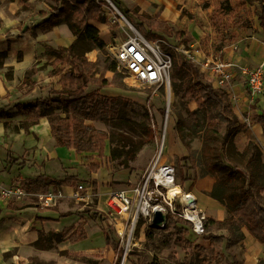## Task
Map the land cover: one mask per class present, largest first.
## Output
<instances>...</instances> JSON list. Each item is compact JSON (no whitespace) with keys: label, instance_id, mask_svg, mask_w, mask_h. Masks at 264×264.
<instances>
[{"label":"trees","instance_id":"obj_1","mask_svg":"<svg viewBox=\"0 0 264 264\" xmlns=\"http://www.w3.org/2000/svg\"><path fill=\"white\" fill-rule=\"evenodd\" d=\"M28 0H20L26 2ZM120 10L116 0H109ZM243 4H263L264 0H242ZM54 5L45 20L37 28L53 26L64 23L71 35L75 38L68 48H46L52 71L48 76H59L60 90H51L44 98L36 101L34 106L22 108V120L13 124L9 116L0 115L6 131L18 133L21 130L28 132L41 118H46L50 127V137L56 148L73 150L77 155L93 154L100 161L89 165L91 173L97 172L108 163L113 173L128 171V181L139 182L143 172L134 167L138 154L146 144L154 139L153 130L149 124L151 120L148 109L139 108L140 121L134 122L131 116L136 112V104L121 96H104L100 90L107 87L123 89L120 76H114L111 81L104 79L102 74L97 75L95 63L87 60L85 55L93 49L103 50L104 42L99 37L98 30L88 24L89 20L104 23L103 7H109L106 0H53ZM160 8V12L162 11ZM139 8L133 6L123 12V15L132 23L139 33L147 40L173 39L177 42H188L191 35L188 32L177 30L167 22L159 20V14L150 16L138 13ZM46 12L39 11L40 17ZM264 18V11H262ZM261 24V22H260ZM264 25L261 24V27ZM165 51L172 59V75L179 81V86H173L176 97L184 103L182 106L187 117L193 120V134L200 135V150L197 164L192 165L190 156L179 159V183L187 189L197 177L209 175L215 182L208 194L211 198L223 205L227 218L216 221L211 217L204 219V234L202 240L209 242L210 258L204 259L206 264H217L224 257L223 245L238 243L243 240L241 228H245L249 235L264 246V160L259 146L250 139L244 149L239 152L235 146L234 138L242 131L243 125L238 123L232 111L227 94L221 89H214L209 83L203 81V74L199 68L189 62L182 53L173 54L166 46ZM6 53H0V69L6 59ZM116 63L109 68L114 72ZM40 68L32 65L26 71L20 89L34 86L33 76ZM6 80H11V68L5 70ZM91 87V90H89ZM189 101H186L185 98ZM186 101V102H185ZM194 101L197 108L190 111L187 104ZM164 112V109H161ZM200 117V118H198ZM253 124H259L264 132V109L260 115L252 118ZM86 122H99L106 127V131L86 125ZM152 122V120L150 121ZM174 125V135L180 141L179 126ZM108 146L109 156H105ZM189 149L185 145V149ZM231 157L239 162L236 164ZM19 158H13L11 165H15ZM23 163H19L21 166ZM197 170V173H196ZM196 174V175H195ZM76 176L58 175L49 178L39 175L34 180L25 179L22 187L28 193H41L49 186H74ZM24 201L8 202L7 210H21L29 207ZM41 208L40 211H43ZM64 214L63 217H67ZM102 215L100 214V218ZM168 228L177 223L188 225L182 219L173 221L170 217ZM103 219V218H102ZM172 226V227H171ZM69 241H76L85 237L81 231L62 232ZM44 233L38 232V240L34 246L46 249L47 244L42 243ZM121 256V251L117 250ZM139 264L138 262H131ZM28 264H41L29 260Z\"/></svg>","mask_w":264,"mask_h":264},{"label":"crops","instance_id":"obj_2","mask_svg":"<svg viewBox=\"0 0 264 264\" xmlns=\"http://www.w3.org/2000/svg\"><path fill=\"white\" fill-rule=\"evenodd\" d=\"M6 1L7 0H0V53H6L7 56L3 63L2 69H0V115L2 114L9 116V120L13 124H18L22 120V108L26 106H34L38 99L44 98L48 95V91L45 90V88H42V84H39L42 82L43 78L38 76L39 72L33 76L35 83L32 88H19L26 71L29 70L34 64L51 62L45 52L46 48H68L73 43L75 38L71 35L64 23L51 28H37V26L40 25L48 15L47 13L45 17H40L38 12L43 10H36L34 13L33 11H29L27 16L25 15L22 18L13 17L15 12L13 10H17L18 7H15L13 10L11 9V12L8 14L3 10V5ZM28 1L31 3L33 0ZM28 1L23 3L26 4ZM179 1L180 0H131L130 2L132 6H137L140 12H145L149 15H152L153 13L155 14L156 11L162 7L163 10L159 15L160 21L167 22L168 24L172 23L174 26H178L181 31L185 32L187 30L186 32L190 33L189 23L185 24L183 22L184 18L182 19L177 11H173L171 18L169 19L162 18V14L166 7L170 6L173 9L176 3ZM15 2L19 5L22 4L20 0H15ZM21 7L22 6L20 5V8ZM22 24L25 26L23 29H26L24 33L19 32ZM88 24L95 27L97 30L99 27H105L106 32L109 34L108 41L110 43L109 31H111L112 28L106 25L105 22L100 23L94 20H89ZM184 26L187 28L186 30H183ZM194 28L196 31L191 34L193 41L190 47H195L198 53L203 52V47L200 46L202 43H204V40H201L202 38L200 37V35H203V32L200 31L197 26ZM117 38H113V41H116ZM109 43L107 44V47L111 45ZM219 53H221L222 56L232 61L237 66H246L252 68L258 66L261 61L264 60V45L261 44L259 40H247L246 43L242 45V47L239 46L238 48L230 46L224 48L223 51ZM87 54L85 55L87 60L94 63L92 60H90V58H88ZM7 68H11V80H6L5 78V70ZM55 77L57 80L53 90H60V85L58 84L59 76H52V78ZM104 79L107 81L112 80H110L107 75L104 76ZM207 81L209 83V80ZM117 89L118 88L107 87L100 90V94L104 96L111 94L112 97L121 96L131 100V97L125 96V91H121L122 94L120 95L117 94ZM226 92H228L230 96L236 97L237 104L235 107H232V111L237 117L239 123L242 125L244 124L242 131L239 132L234 138L235 140H238V142L235 141L236 148L239 152H241L244 149L246 143L250 139H253L261 149L262 154H264V132L262 131V128L259 124H253L251 121L254 116L260 115L264 109V89L257 100H255L253 103L248 102L245 86L243 85L239 74L236 73V76L233 78L231 84H229L226 88ZM140 99L143 102H146V96H142ZM132 100H134V98H132ZM191 105L194 106L191 107ZM189 107L191 110H193L196 107V103L191 101ZM246 120L247 124L244 123ZM97 123L99 122H93L92 126L103 131L102 129L96 127ZM156 139L157 138H155L154 141L148 142V145H150L139 153V156L133 164L135 168L145 170L148 167L154 156L157 146ZM4 141L8 142L7 146L4 144ZM0 143H2L3 148H10L8 149L10 153H8L7 158L5 155L0 157V190L1 187H6L16 180H20L21 182L25 179L34 180L39 175H44L49 178L56 177L59 175V169H64L66 167L70 169L73 167V163L76 161L78 156H84L88 159L92 158L87 163L89 165L92 163H98L100 161L93 154L77 155L73 150H68L66 148H56L54 146L53 140L50 137V127L46 118L39 119L36 125H33L29 128L28 132H23L21 130L20 132L14 134H10L8 131H6L3 127L2 120H0ZM145 151L148 153L146 158L140 156ZM104 154L106 157L109 156L107 146L105 148ZM164 154H166L164 155V160L166 161L167 159H181L182 157L188 156L187 150H185L178 143L172 132H170L166 138ZM13 158H19V161L15 165H11ZM21 162L23 164L21 166H17ZM103 165L97 172H90L89 174V178L91 179L92 183L99 181L98 187L93 190L95 193L98 192L99 194L103 193L101 192L103 186L110 192L115 191V189L110 186L109 176H113L122 172L118 171L112 173V171L108 168V163L103 161ZM52 166H55L54 168L57 167V169H51ZM15 168H17L16 173L11 175L13 169ZM124 172H126L127 183L129 182L128 171ZM61 175L64 174L62 173ZM66 175L74 176L72 175V172H68ZM214 182V178L209 175L197 177L192 183V188L190 190L186 188L185 190L192 194L196 206L200 210L204 211L207 217H211L216 221H223L227 218V214L223 205L208 195L213 188ZM49 187H57L63 191L65 197L61 199L62 201H70L72 199L74 202H85L87 199L83 196V194L82 200H76L72 197L73 190L76 188V186ZM122 187L119 189L122 190ZM87 190L88 189L85 187V191ZM29 194L32 195L35 193ZM31 195L23 200H12L9 202L15 203L24 201L27 204H30L27 201L34 199V197ZM101 198L102 196L100 199H96L98 201L97 205L101 204L103 206L104 197L103 199ZM91 200L92 199H90V203L92 202ZM34 204H36V202ZM6 206L7 204H2V206L0 205V247H4L3 249L5 251L15 250L17 253L20 251L29 252L31 249H33L35 242L38 240L39 231L46 233L51 230L55 233H62L68 230L70 232L68 235L75 231H81L85 234V237L76 241H69V245L72 249L71 251L75 253H82L84 256L88 257L92 255H104L103 253L106 252L107 254L105 256L95 258L94 264H99L101 262L105 264L113 263L115 254L113 249L109 245H106V242L104 241L105 233L101 230L100 233L95 232V230L90 227L93 225L92 222L89 224L86 220H83L82 217L80 218L75 214H68L67 217H63L64 214H58L61 213V211L55 213L58 218L53 217L47 210L33 211L30 207L31 204L29 207L13 211L7 210ZM62 208H64V206ZM24 209L27 211L29 210V212H25ZM241 233L243 235V240L238 243H233L234 245L238 244L246 246L250 255L255 254L258 256L264 253V246L255 241L245 228H241ZM65 237L67 238V236ZM106 248H109L110 250L108 251ZM21 258L25 262L27 261V257L22 256ZM47 262H51V260H41L39 263L44 264ZM125 264L132 263L130 261H126Z\"/></svg>","mask_w":264,"mask_h":264},{"label":"rangeland","instance_id":"obj_3","mask_svg":"<svg viewBox=\"0 0 264 264\" xmlns=\"http://www.w3.org/2000/svg\"><path fill=\"white\" fill-rule=\"evenodd\" d=\"M106 1L109 3V8H102L104 15H106V25H108L106 18L109 17V15L119 19L121 16H123L130 23V25H132V23L123 15L124 11L133 7L130 2L131 0H116V2L119 4L120 10L117 9L109 0ZM242 2V0H180L178 3H176L173 9L174 11L178 12L182 19L184 18L183 22L185 24L189 23L190 35L196 31L194 28L195 26H197L200 31L203 32V35H200V37L202 38L201 40H204V43H202L200 46H202L204 50L202 54L208 55L209 53L213 52H222L224 48L230 46L238 48L239 46L242 47V45L246 43L247 40H259V42L264 45V26L261 27V24L264 25V18L261 19V13L264 11V3L243 4ZM26 4L22 2V4H20L22 7L20 8V5L16 3L15 0H7L3 5V10L9 14L11 9L13 10L15 7H18L17 10H13L15 11L13 17L22 18L25 15L27 16L29 11H33L34 13L36 10H43L44 12L49 13L50 6H53L54 2L53 0H33L31 3L28 1ZM160 8L156 11V13H160ZM138 13L140 14L143 12H140L139 10ZM155 14L153 13L150 16ZM169 24L175 29L180 30L178 26H174L172 23ZM185 26L184 29L182 28L183 30L187 29ZM23 28H25V26L22 24L19 29L20 33H24L26 30ZM98 30L100 39L104 43L106 42L105 47L103 50L93 49L87 54L88 58H90V60H92L96 65L97 75H107L110 80L114 76H120V83L123 84L125 88L117 89V94L120 95L122 94L121 91H125V96L131 97V100L134 98L132 101L136 104V112L131 116L134 122L140 121V107L148 109L152 120V122L149 120V124L153 130L154 139L160 138V133L164 124L162 120L164 119L163 113H165L166 107L168 106V124L165 138L168 137L170 132L174 134V125L178 123L177 125L179 126L180 131L179 135L183 136V139L180 141L176 138V140L184 149L185 145H188L189 149L187 148V155L192 159L191 164H197L200 150V135H195L191 132L194 127L193 120L187 117L184 107L182 106L184 103L180 100V97H176L174 95L173 86H179V81L173 77L172 70L170 69L169 71V88L167 89L164 86L156 87L143 85L135 80L133 76H130L119 69L117 65L115 71L111 72L109 68L112 67L113 62L115 61L109 56L107 52L109 34L106 32L105 27H99ZM120 32L121 30H118V28H112V30L109 31V44L112 45L115 43L113 38H121V36H123L120 34ZM192 41L193 40L191 38L188 42H177L173 39H168L165 42L168 46L167 48L173 51V54H177L178 52L182 53L187 59L190 56L193 57L198 54L195 47H190ZM34 65L41 67L38 76L43 78L42 82L39 84H42V88H45V90H47L49 93L55 87L57 80L56 77L52 78L48 76V73L52 71L50 64L48 62H43L42 64ZM207 79V75L203 74V81L208 83ZM89 90H91V87H89ZM108 96H111V94H108ZM142 96H146V102H143L140 99ZM185 100L189 101L187 97ZM190 102H188L187 108L190 111H193L197 108V105L193 110H191L189 107ZM193 106L194 105H191V107ZM161 109H164L163 113L161 112ZM88 124L92 125V123L87 122L86 125ZM96 127L106 131V127L102 123H97ZM8 132L10 134L12 133L10 131ZM154 139L151 141H154ZM234 141L238 142V140L235 139ZM4 144L7 146L8 142L4 141ZM149 145L147 143L144 149H146ZM8 149L10 148H3L2 143H0V157L5 155L7 158L8 153H10ZM140 156L146 158L148 156L147 151L143 152ZM231 158L236 161V164L239 165V162L235 159V157ZM91 159L92 158L88 159L84 156H78L76 161L73 163V167L70 169L66 167L64 169H59L60 171H58L59 175L62 173L66 175L68 172H72V175L76 176L77 183L74 186L80 184L88 189L82 193L83 196L87 198L86 201L74 202L71 199L73 201L72 202L71 200H60L50 208H44V210L49 211L50 215L53 217H57L55 213L61 211V213L58 214H75L80 218L82 217V219L86 220L89 224L92 222L93 225L89 226L97 233H100V230L104 232V241L106 242V245H109L114 251L115 258L112 264H119L121 256L117 255V249L120 241L113 227V220L110 217L109 212L105 210L101 204L97 205L98 201L96 200L100 199L101 196V199H103L106 193H109L110 191L104 186L101 190L103 193L101 194L98 192L95 193L93 191L98 187L99 181L92 183L91 179L89 178L90 171L89 164L87 163ZM262 159L264 160V154H262ZM167 161L173 164L176 170V179L177 182H179V159L172 158L167 159ZM54 167L55 166H52L51 169L56 170L57 167ZM16 169L17 168L13 169L11 175L16 173ZM138 170L139 172L144 171L143 169ZM126 179V172L124 171L113 176L110 175V186H112L115 191H119V188L122 186V190H126L137 183L135 181H129L126 183ZM183 188L186 189L187 185H184ZM90 199H92L91 203ZM27 202L31 204L30 207L33 211L41 210L39 206L34 204L35 199H30ZM62 204L64 208H62ZM24 211L29 212V210L27 211L25 209ZM100 214L102 215L101 218ZM171 219L175 221L174 218ZM168 222L169 218H167V223L163 228H154L150 225H146L144 227L137 226L133 233L134 241L132 243L131 251L128 253L127 261L138 262L139 264H206L204 259L210 258L209 243L207 241H203L201 237L195 236L191 232V229L188 225L177 223L175 227L168 228ZM41 241L42 243L45 242L47 244L46 249L42 250L38 246H33V249H31L29 252L20 251L17 253L15 250L5 251L3 249L4 247H0V264H27L30 259H32L35 263H39L41 260H51V262L44 264H94L95 258H100L107 254L104 252V255H92L88 257L84 256L82 253L72 252V249L69 245V240L63 236L61 232L55 233L51 230L44 233ZM106 249H108V251L110 250L109 248ZM223 254L224 257L219 260L217 264H264V253L258 256L255 254L250 255L247 251V247L244 245L229 244L226 246L224 243ZM22 256L27 257L26 262L22 260ZM99 264L105 263L101 262Z\"/></svg>","mask_w":264,"mask_h":264},{"label":"built area","instance_id":"obj_4","mask_svg":"<svg viewBox=\"0 0 264 264\" xmlns=\"http://www.w3.org/2000/svg\"><path fill=\"white\" fill-rule=\"evenodd\" d=\"M106 22L109 27L120 29V34L123 35L114 41L116 43L107 47V52L117 67L130 76L134 75L135 80L143 85L169 88L172 59L163 48V46L168 47L166 42L163 39H145L123 16L119 19L109 15ZM202 53L199 52L196 56H190L187 59L197 66L202 74L207 75V80L214 89H221L227 94L232 107L236 106L237 99L230 96L226 88L231 84L236 73L239 74L245 86L248 102L253 103L262 94L264 60L258 66L250 68L237 66L221 53L213 52L208 55ZM163 114V129L160 138L156 139L154 156L143 171L141 180L126 190L107 193L103 200L104 209L109 212L119 237L120 243L117 249L121 251L119 264H125L127 261L134 241L135 228L151 226L156 211H160L165 216L166 223L168 216L174 219L179 218L189 224L195 236L200 237L204 234L206 213L196 206L192 194L177 182L173 164L164 160L168 106ZM244 123L247 124V120ZM172 189H176L177 193L170 197L169 193ZM84 191L85 186L76 185L72 197L82 200ZM29 195L31 194L22 187V182L16 180L6 187H1L0 205L12 200H23ZM31 196L40 208H50L65 197L63 191L57 187H49L46 191Z\"/></svg>","mask_w":264,"mask_h":264},{"label":"water","instance_id":"obj_5","mask_svg":"<svg viewBox=\"0 0 264 264\" xmlns=\"http://www.w3.org/2000/svg\"><path fill=\"white\" fill-rule=\"evenodd\" d=\"M165 221V216L160 211H156L153 215L151 226L154 228H163L166 224Z\"/></svg>","mask_w":264,"mask_h":264},{"label":"bare ground","instance_id":"obj_6","mask_svg":"<svg viewBox=\"0 0 264 264\" xmlns=\"http://www.w3.org/2000/svg\"><path fill=\"white\" fill-rule=\"evenodd\" d=\"M173 9L170 7V6H167L165 11L163 12L162 14V18L164 19H169L171 18L172 14H173ZM175 12V11H174ZM175 15V14H174ZM170 21V20H169ZM134 77V75H132ZM177 193V190L176 189H172L169 193V196L170 197H173L175 194Z\"/></svg>","mask_w":264,"mask_h":264}]
</instances>
